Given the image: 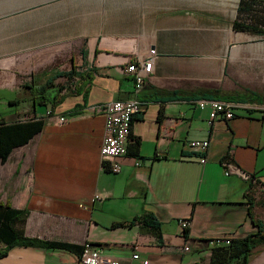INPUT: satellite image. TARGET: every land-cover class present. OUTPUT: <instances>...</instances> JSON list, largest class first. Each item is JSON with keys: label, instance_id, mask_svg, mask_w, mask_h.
Wrapping results in <instances>:
<instances>
[{"label": "crops", "instance_id": "crops-1", "mask_svg": "<svg viewBox=\"0 0 264 264\" xmlns=\"http://www.w3.org/2000/svg\"><path fill=\"white\" fill-rule=\"evenodd\" d=\"M240 1L0 0V86L16 107L1 120L44 122L0 161V201L28 212L18 230L80 250L89 243L119 264H209L212 240L258 232L264 36L234 30ZM151 57L136 94L126 69ZM71 70L73 79L58 76ZM135 97L145 104L131 129L140 157L117 159L115 174L101 155V107ZM200 100L230 103L235 117L212 120ZM193 141H209L207 152ZM143 215L160 226L132 224ZM2 252L0 264H82L81 251L0 243ZM248 264H264V245Z\"/></svg>", "mask_w": 264, "mask_h": 264}, {"label": "trees", "instance_id": "trees-1", "mask_svg": "<svg viewBox=\"0 0 264 264\" xmlns=\"http://www.w3.org/2000/svg\"><path fill=\"white\" fill-rule=\"evenodd\" d=\"M238 16L234 22V30L237 32H248L252 34L264 36V2L260 0H242L238 10ZM73 79L76 76L75 70L64 72L58 75ZM49 86L40 87L38 89L46 90ZM44 122L42 119L21 120L15 123H6L0 120V161L6 163L14 149L26 145L35 135L41 132ZM129 137L128 155L140 157V141L132 140ZM127 155V156H128ZM26 210L14 209L9 203L0 201V243L7 246L8 249L14 246H40L46 248H61L68 251H76L82 253L83 248L57 243L45 242L40 239L27 238L24 233L18 230L17 225L25 221L27 217ZM251 216V215H250ZM258 232L255 235L248 236L243 239H233L231 244L215 246L211 250L209 264H248L251 253L259 245H264V224L255 220L252 216ZM157 228L160 223L150 215H143L136 221ZM5 253H0V258Z\"/></svg>", "mask_w": 264, "mask_h": 264}, {"label": "built area", "instance_id": "built-area-1", "mask_svg": "<svg viewBox=\"0 0 264 264\" xmlns=\"http://www.w3.org/2000/svg\"><path fill=\"white\" fill-rule=\"evenodd\" d=\"M155 50H151V54L154 55ZM153 58H148L147 60L140 62L131 63L126 69L135 83L136 94L142 90L146 79L149 78L152 72ZM198 105L201 109L206 107L210 108V117L212 120L222 119L231 120L235 117V113L232 110V105L227 102L218 100H200ZM145 108V104L140 102L137 97L127 100V101H115L111 103H106L101 109L105 116V129L106 136L101 147V155L103 160H109L112 162L110 171L117 174L121 171V165L116 162L117 159L126 157L129 152V137L132 129V120L135 115L142 112ZM61 118V121H64ZM209 141H193L188 144V147L196 152H201L205 154L209 148ZM206 161L205 157H202V162ZM226 169V175L230 174L227 170L232 168V164L228 162L223 163ZM228 167V168H227ZM180 225L184 229H188L190 225L189 220H181ZM231 238H217L212 240L211 243L215 246L229 245L231 244ZM82 264H119V262L113 259H106L102 256L100 250L95 249L91 244L87 243L80 255ZM133 259L139 260L140 255L134 254ZM143 264H148V261H144Z\"/></svg>", "mask_w": 264, "mask_h": 264}, {"label": "rangeland", "instance_id": "rangeland-1", "mask_svg": "<svg viewBox=\"0 0 264 264\" xmlns=\"http://www.w3.org/2000/svg\"><path fill=\"white\" fill-rule=\"evenodd\" d=\"M7 101H8V94L0 86V120L11 113L13 115V112L16 109V107L13 106L12 108H10L9 103Z\"/></svg>", "mask_w": 264, "mask_h": 264}]
</instances>
